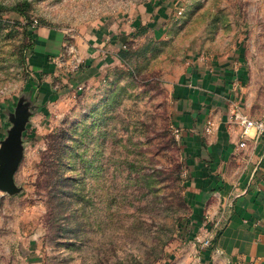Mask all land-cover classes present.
<instances>
[{
    "label": "rangeland",
    "instance_id": "rangeland-1",
    "mask_svg": "<svg viewBox=\"0 0 264 264\" xmlns=\"http://www.w3.org/2000/svg\"><path fill=\"white\" fill-rule=\"evenodd\" d=\"M218 65L229 91L200 135L233 110L264 116V0H0V147L19 103L29 113L19 192L0 191V264H169L212 243L177 90ZM240 157L210 164L230 181ZM226 180L211 185L221 205Z\"/></svg>",
    "mask_w": 264,
    "mask_h": 264
},
{
    "label": "crops",
    "instance_id": "crops-1",
    "mask_svg": "<svg viewBox=\"0 0 264 264\" xmlns=\"http://www.w3.org/2000/svg\"><path fill=\"white\" fill-rule=\"evenodd\" d=\"M42 40L46 42L45 38ZM192 73L190 74L191 84L187 79L183 87L177 90L181 91L178 98L180 106L183 107L178 120L183 121L186 128V132H184V136H186L182 140L185 148L188 147L187 151L190 150L187 153L191 156L188 159L190 167L187 175L189 174L196 188L204 185L208 187L207 190L211 191L209 194L205 193L208 200L211 199L210 210L208 209L207 214H203L205 220L209 223L212 222L213 225L223 221L222 228L223 226L224 228L219 229L221 230L219 232L215 226L211 228L212 233H217L212 247L207 246L205 242H190V246L185 247V250L175 253L174 262L172 260L169 264H264V133L258 134L253 130L244 141L241 136V126L235 120L233 121L234 116L230 113V115L224 116L225 120L221 129L219 127L217 129L216 121L210 118L206 121L207 124L205 123L204 133L200 135L195 120L200 122L202 121L201 117L211 116L218 109L219 106L216 102L220 98V94L229 91L228 87L231 82L228 75L230 73L220 65L216 69L212 68L206 71V77H203L200 71ZM187 105L189 108L192 107V111L185 109L188 108ZM184 118L186 120H183ZM251 119L261 120L264 119V116H254ZM209 122L214 124L212 133L215 134L219 130L223 136L225 144H218V147L224 146L225 148L223 155L214 154L212 148L208 151L206 149L207 144L203 137L208 136L206 130ZM235 136L236 140L233 141L232 138ZM235 152L241 153L239 160L244 161V168L240 172V177L227 181L225 177L222 179L219 176L221 173L215 174L216 170L210 164V158L216 161L218 166V160L228 159ZM227 167L225 165V172ZM225 180L227 185L226 191H223V198L226 200L228 194H232L230 197L232 200L233 196L236 197L235 201H229L227 215L221 214L225 206L228 205L227 202L225 201L223 205L220 204L221 202L217 203V199L220 200V197H216L218 194L211 188L213 184L216 187L222 186ZM200 196L195 195L198 199L195 203L201 204ZM199 216L201 217V214ZM203 234L205 235V233ZM196 238L203 241V237L200 235Z\"/></svg>",
    "mask_w": 264,
    "mask_h": 264
},
{
    "label": "water",
    "instance_id": "water-1",
    "mask_svg": "<svg viewBox=\"0 0 264 264\" xmlns=\"http://www.w3.org/2000/svg\"><path fill=\"white\" fill-rule=\"evenodd\" d=\"M22 103H19L17 110L11 115L13 127L0 147V191L8 195L19 192L15 177L22 157L23 132L29 120V113Z\"/></svg>",
    "mask_w": 264,
    "mask_h": 264
},
{
    "label": "built area",
    "instance_id": "built-area-1",
    "mask_svg": "<svg viewBox=\"0 0 264 264\" xmlns=\"http://www.w3.org/2000/svg\"><path fill=\"white\" fill-rule=\"evenodd\" d=\"M38 23V22H35ZM234 119L235 121L241 126L242 129V139L245 141L247 140V138L249 137L250 133L255 130L258 134H263L264 133V119L261 120H253L251 118H249L248 116H245L244 114H242L241 112L234 110L233 113ZM213 122H209L208 123V127H207V132L210 134L213 130ZM180 133L179 130H177V134ZM243 146L245 145L244 142L242 144ZM222 222L219 221L216 223L215 228L219 229L222 226ZM215 241V240H213ZM207 246L212 247L213 246V242L212 243H206Z\"/></svg>",
    "mask_w": 264,
    "mask_h": 264
},
{
    "label": "trees",
    "instance_id": "trees-1",
    "mask_svg": "<svg viewBox=\"0 0 264 264\" xmlns=\"http://www.w3.org/2000/svg\"><path fill=\"white\" fill-rule=\"evenodd\" d=\"M122 59V56H119ZM59 149V148H58Z\"/></svg>",
    "mask_w": 264,
    "mask_h": 264
}]
</instances>
